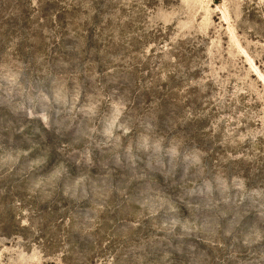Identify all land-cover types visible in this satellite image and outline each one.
Instances as JSON below:
<instances>
[{
	"label": "rangeland",
	"instance_id": "1",
	"mask_svg": "<svg viewBox=\"0 0 264 264\" xmlns=\"http://www.w3.org/2000/svg\"><path fill=\"white\" fill-rule=\"evenodd\" d=\"M0 264H264V0H0Z\"/></svg>",
	"mask_w": 264,
	"mask_h": 264
}]
</instances>
